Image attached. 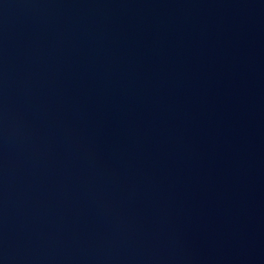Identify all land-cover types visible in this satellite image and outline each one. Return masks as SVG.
Returning <instances> with one entry per match:
<instances>
[{
  "label": "water",
  "instance_id": "obj_1",
  "mask_svg": "<svg viewBox=\"0 0 264 264\" xmlns=\"http://www.w3.org/2000/svg\"><path fill=\"white\" fill-rule=\"evenodd\" d=\"M0 264H264V0H0Z\"/></svg>",
  "mask_w": 264,
  "mask_h": 264
}]
</instances>
